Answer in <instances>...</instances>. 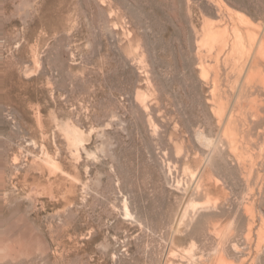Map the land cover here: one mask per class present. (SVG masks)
I'll return each mask as SVG.
<instances>
[{
    "label": "rangeland",
    "instance_id": "rangeland-1",
    "mask_svg": "<svg viewBox=\"0 0 264 264\" xmlns=\"http://www.w3.org/2000/svg\"><path fill=\"white\" fill-rule=\"evenodd\" d=\"M219 1L260 44L264 0ZM205 21L233 26L212 0H0V264H264V107L255 149L222 136ZM221 56L219 99L264 104V63Z\"/></svg>",
    "mask_w": 264,
    "mask_h": 264
},
{
    "label": "bare ground",
    "instance_id": "bare-ground-1",
    "mask_svg": "<svg viewBox=\"0 0 264 264\" xmlns=\"http://www.w3.org/2000/svg\"><path fill=\"white\" fill-rule=\"evenodd\" d=\"M212 2L214 3V5L218 8V9H220V10H223L224 9V11L226 10L227 12H228V15H229V17H230V19H231V21L233 22V26L231 27V28H225V29H221L220 27V29L219 28H215L209 21H205V23H204V27H205V29H204V34H203V37H202V45L203 46H205V47H207V49L209 50V51H211V52H215L216 53V57H213V56H211V62H212V64H213V66L214 67H216L215 68V70L213 71V72H210L209 70H208V68H205V67H203V68H201L202 70H201V75L203 76V78H205V79H207L208 81H210L209 79L210 78H212V80H213V91L212 92H214L213 94H215V95H217V98L216 99H218L219 101H217V100H215L216 102H215V104H218V106L217 105H215L216 106V108H217V113L215 114L216 116H217V118H218V121H219V126H220V133L222 134V136H224V137H226V139H230V140H228V142H230L232 145H234L235 146V144H233L234 142L236 143V142H238V140L239 141H241V143L240 142H238V144H242V143H244V142H242L245 138H247V140H246V145H245V147L247 146V142H249L248 140L251 138V140H252V137H253V135H252V133H251V135H252V137L250 136V137H246V136H248V135H250L249 134V132H252L251 130H254L253 129V127L251 128V129H249L248 128V126H247V124H250V127L251 126H255V125H257V123H258V120H259V123H260V119H262V118H264V115H260V117H259V114H263V112L261 113L260 111H263V107H264V104L263 103H261L262 102V100L260 101V103L259 102H257V101H255V102H253V101H249L248 100V98L250 97V96H252V99H256L255 97L253 98V95L255 94L254 93V90H251V91H247V89L246 88H243V86L241 85L240 87H239V89H240V91L238 92V94L239 95H242L241 97H238V96H234V98H233V100H232V97H231V100L232 101H230V100H228V104H225L226 103V101H224L225 103H223V98L224 97H227L228 95V93H226L225 91H224V93H220V92H222V88H220L221 86H219L221 83L218 81V80H220L219 79V77L221 76H219V72H220V65L222 64H220V59H219V57L221 56V57H223V55H225L224 57H227V60H231L232 62V64H233V66L235 65L236 67L238 66H240V68H242V70L241 71H246V74L248 75V77H252V76H254V74L255 73H257V72H255L254 71V69H256V68H260V66L264 63V29L262 30V37H261V39H260V44H257V42H256V36L253 34V33H251L250 32V26L253 24L252 23V21L250 22V20H249V18H247L245 15H242L241 13H238V12H236V11H234V10H232V9H230V8H228L225 4H224V2H222V1H219V0H212ZM229 5V4H228ZM222 13V12H221ZM223 15H224V13H223ZM252 20V19H251ZM254 21V20H253ZM228 26V25H227ZM243 28V27H245L246 29H247V31H245V30H243V29H241V27ZM226 27V26H225ZM224 28V27H223ZM246 42L248 43V45L246 46ZM202 47V46H201ZM247 47V48H246ZM202 54V53H201ZM241 55V56H240ZM244 55V56H243ZM203 56V55H202ZM209 56V55H208ZM246 56V57H245ZM241 57H242V60H243V57H245L244 58V60H243V62H241ZM201 58V57H200ZM209 59V58H208ZM226 59V58H225ZM224 59V60H225ZM207 60V59H206ZM223 60V59H222ZM225 62V61H224ZM227 62V61H226ZM226 62H225V66L224 67H229L228 65H226ZM206 64V63H205ZM228 64V63H227ZM231 65V64H230ZM209 66V65H208ZM207 66V67H208ZM212 66V65H211ZM232 66V65H231ZM226 67V68H227ZM217 69V70H216ZM218 69H220V70H218ZM237 70V69H236ZM263 78H264V76H263ZM151 83V82H150ZM247 83L249 84V81H247ZM260 85H264V79L262 80V82H261V84ZM259 85V87H257V88H262V89H264L262 86H260ZM243 88V89H242ZM242 89V90H241ZM260 89L259 90H257L258 92L260 91ZM226 93V94H225ZM260 93V92H259ZM258 93V94H259ZM221 94L224 96V94H225V96L223 97V96H221ZM262 94V93H261ZM264 94V93H263ZM262 94V95H263ZM227 95V96H226ZM256 95V94H255ZM219 96V97H218ZM256 96H258V95H256ZM264 96V95H263ZM219 98H222V100L221 99H219ZM228 98V97H227ZM251 98V97H250ZM259 98V97H258ZM146 99V98H145ZM229 101H230V103H229ZM146 102V101H145ZM252 105V108H253V112L252 111H246V112H242L243 110H244V108H246L247 106H251ZM216 108L215 109H213V110H216ZM261 108V109H260ZM256 110V112H255V110ZM260 109V110H259ZM247 110V109H246ZM216 112V111H215ZM259 114H258V113ZM258 116V118L256 117V116ZM255 116V117H254ZM258 119L257 120V123L255 122V120L254 119ZM260 118V119H259ZM262 120H264V119H262ZM262 120H261V122H262ZM251 121H253V123L251 122ZM252 124H251V123ZM254 122L256 123V124H254ZM245 126H247V129H249V130H247V129H245L244 127ZM256 127V126H255ZM244 128V129H243ZM241 129H243L242 131H241ZM200 130V129H199ZM195 131L196 133L195 134H197V138H199L201 141H203L207 146H209V145H213V146H215V141L212 139V138H210L209 136H207L206 134H204V130L202 131V130H200V131ZM244 130H246V131H244ZM236 131H240V132H242V134L243 133H245L246 135H245V137H243V135H242V137L244 138H239L238 139V137L239 136H241V133H236ZM69 132H70V134L72 135V137H73V139L75 140V141H80L81 139H82V134H81V132L77 129V128H71V127H69ZM247 132V133H246ZM260 133V132H259ZM240 134V135H239ZM236 135H239L238 137L236 136ZM249 138V139H248ZM250 140V142H251V144H252V141ZM263 140V139H262ZM223 141V140H222ZM221 141V142H222ZM245 141V140H244ZM264 141V140H263ZM225 142V141H224ZM223 142V143H224ZM254 142V141H253ZM229 143V144H230ZM228 144V145H229ZM256 144V143H255ZM255 144H253V145H255ZM219 145V144H218ZM228 145H227V147H228ZM231 145V146H232ZM249 146H247V147H251V146H253V145H250V143L248 144ZM211 146H209V147H211ZM225 146V145H224ZM237 146H239V145H237ZM237 146H236V148H237ZM243 146V145H242ZM241 146V147H242ZM256 146V145H255ZM240 147V146H239ZM238 147V149H240V150H238L240 153H241V150H242V153H241V155H239L237 152L235 153V150H236V148H235V150H234V156H236V154H237V156H236V159H237V157H238V159H239V156H240V160H241V162L243 163V165L240 163V167H241V170H243L242 168H244V167H246V168H244L245 169V171L244 172H246V170H247V175L250 173V175L251 176H253L252 174V171L251 170H253L258 164H256L255 163V159H257V158H255V157H258V160H260L259 158H261L262 157V155L261 154H263L264 153V151L261 153L260 151V155H257L258 153H256V155L257 156H255V154H253L254 152H250L252 155H253V158H251L252 156L250 155V154H247L245 151H248V150H253V149H255V148H247L246 147V149H244L245 147H243V149L245 150H243V149H241V147L239 148ZM229 148V147H228ZM217 148H215L214 150H213V153H215L214 151H217L216 150ZM218 149H219V147H218ZM223 149H224V147H223ZM233 150V149H232ZM231 151V150H230ZM257 152V151H256ZM243 153L245 154H247V155H249V156H245V157H247V158H245L244 156H243ZM222 154V153H221ZM232 154V153H231ZM245 154V155H246ZM241 156H243V157H241ZM261 156V157H260ZM231 157V156H230ZM263 157H264V155H263ZM235 158V157H234ZM242 158H244V160L246 159L247 160V162L245 161V162H243V160H242ZM248 158H249V160H250V162H248ZM253 160L254 158V161H252L251 159ZM237 159V160H238ZM233 160V159H232ZM240 160H238L237 161V163L238 162H240ZM257 160V161H258ZM263 160H264V158H263ZM256 161V162H257ZM261 161V160H260ZM170 162V161H169ZM236 162V161H235ZM251 162H253L254 163V165L251 163ZM259 162V161H258ZM236 163V164H237ZM246 163H249L250 165H249V167H251V166H254L253 168H250V172H248V170H249V167H248V165L246 166ZM261 163H263V161L262 162H260L259 164H261ZM239 164V163H238ZM252 164V165H251ZM256 165V166H255ZM261 165H263V164H261ZM168 166V165H167ZM239 166V165H238ZM243 166V167H242ZM260 166V165H259ZM264 166V165H263ZM263 166H260L259 168H261L262 170L264 169L263 168ZM239 167V168H240ZM226 169H227V167H226ZM261 169H257L258 171L257 172H255L256 171V168L254 169L255 171H253L254 172V174L255 173H257V175H259V173L262 171ZM259 170H261L260 172H259ZM259 172V173H258ZM64 173V172H63ZM170 174V173H169ZM172 174V173H171ZM210 174H211V172H210ZM245 174V173H244ZM243 174V175H244ZM192 175H193V183H194V185L196 186V187H198V186H202V185H206V183H205V181H207V180H211V178L213 177H211L210 175H209V172H207V170H206V168L205 167H203L202 166V168H199L198 170H197V172H192ZM212 175V174H211ZM250 175H248V176H250ZM256 175V174H255ZM256 175V176H257ZM260 175H261V173H260ZM259 175V176H260ZM247 176V177H248ZM250 176V177H251ZM259 176H257V178H259ZM262 176H263V174H262ZM244 177V176H243ZM249 177V178H250ZM261 177V176H260ZM262 178V177H261ZM213 180H211V181H214V177L212 178ZM221 179V178H220ZM248 180H250V179H248ZM211 181H209V182H211ZM257 181V180H256ZM258 181H262V180H260V178H259V180ZM191 183V182H190ZM205 183V184H204ZM216 183H217V181H216ZM215 183V184H216ZM259 183V182H258ZM209 184V183H208ZM211 184H212V182H211ZM264 184V183H263ZM262 184V185H263ZM212 185H214V183L212 184ZM255 185V184H254ZM261 185V187H263ZM4 186H6V183H4V181L2 180V179H0V189H2ZM210 185H207V186H205V187H208V189L211 187H209ZM216 186H217V184H216ZM204 187V186H203ZM203 187H201V188H203ZM204 187V188H205ZM254 187H256V186H254ZM253 186H252V188H254ZM260 187V186H259ZM195 188V187H194ZM194 188H193V190H194ZM214 188V187H213ZM212 188V189H213ZM197 189H199V188H197ZM207 189V188H206ZM248 189V188H247ZM189 190V189H188ZM210 190H211V188H210ZM202 191V190H201ZM206 191V190H205ZM253 191V190H252ZM260 191H261V189H260ZM224 192V191H223ZM254 192H256V191H254ZM207 193V192H206ZM255 196V195H254ZM190 198V197H189ZM192 200V199H191ZM194 202V201H193ZM247 204V203H246ZM191 205H193V206H196L197 205V203L195 202V204L193 203H191ZM187 206V205H186ZM190 206V205H189ZM192 206V207H193ZM248 206V205H247ZM208 207V206H207ZM211 207V206H210ZM251 207V206H250ZM216 208V207H215ZM253 208V207H252ZM250 210V209H249ZM252 210V209H251ZM254 214V213H253ZM262 218V217H261ZM186 219V218H185ZM214 220V219H213ZM264 222V221H263ZM221 224V223H220ZM262 225H263V223H262ZM253 226V225H252ZM232 227V226H231ZM251 227V226H250ZM217 229V228H216ZM248 229H249V227H248ZM260 229V228H259ZM34 230V229H33ZM250 230V229H249ZM261 230H262V228H261ZM224 231V230H223ZM231 231V230H230ZM253 230H252V227H251V232H252ZM263 231V230H262ZM262 233V232H261ZM229 234V233H228ZM225 237H226V235H225ZM221 243H222V240H221ZM220 246H221V244H220ZM10 249V248H9ZM8 252H11L10 250L8 251ZM1 254H2V252H0ZM190 255V254H189ZM197 257V256H196ZM35 261V260H34ZM37 261V260H36ZM190 262V261H189ZM213 263V262H212ZM197 264V263H196Z\"/></svg>",
    "mask_w": 264,
    "mask_h": 264
}]
</instances>
